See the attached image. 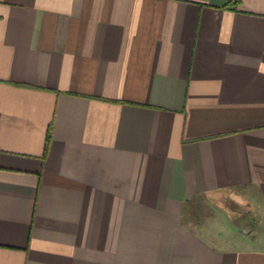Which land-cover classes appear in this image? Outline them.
I'll use <instances>...</instances> for the list:
<instances>
[{
  "label": "crops",
  "instance_id": "obj_1",
  "mask_svg": "<svg viewBox=\"0 0 264 264\" xmlns=\"http://www.w3.org/2000/svg\"><path fill=\"white\" fill-rule=\"evenodd\" d=\"M261 225L264 0H0V264H264Z\"/></svg>",
  "mask_w": 264,
  "mask_h": 264
},
{
  "label": "rangeland",
  "instance_id": "obj_2",
  "mask_svg": "<svg viewBox=\"0 0 264 264\" xmlns=\"http://www.w3.org/2000/svg\"><path fill=\"white\" fill-rule=\"evenodd\" d=\"M246 202L248 197H242L237 190L221 192L213 197L200 194L188 201L183 219L193 229L202 232L208 228H227L228 225L245 229L251 225L252 219ZM258 227L257 231L263 233L264 225Z\"/></svg>",
  "mask_w": 264,
  "mask_h": 264
},
{
  "label": "trees",
  "instance_id": "obj_3",
  "mask_svg": "<svg viewBox=\"0 0 264 264\" xmlns=\"http://www.w3.org/2000/svg\"><path fill=\"white\" fill-rule=\"evenodd\" d=\"M230 2L232 3L233 6H236L237 4L240 3V0H230ZM50 139H51V126L49 127L48 133H47L46 144H45V150L46 151L48 149Z\"/></svg>",
  "mask_w": 264,
  "mask_h": 264
}]
</instances>
